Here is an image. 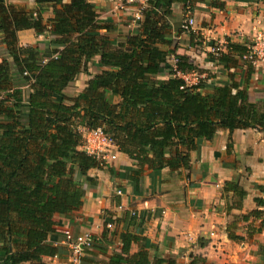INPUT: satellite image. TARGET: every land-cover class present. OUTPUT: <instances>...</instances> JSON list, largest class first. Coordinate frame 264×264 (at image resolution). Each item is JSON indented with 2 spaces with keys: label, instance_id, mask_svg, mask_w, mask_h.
Instances as JSON below:
<instances>
[{
  "label": "trees",
  "instance_id": "trees-1",
  "mask_svg": "<svg viewBox=\"0 0 264 264\" xmlns=\"http://www.w3.org/2000/svg\"><path fill=\"white\" fill-rule=\"evenodd\" d=\"M34 1L35 12L0 1V45L6 52L0 56V264H51L44 257L60 258L67 251L48 242L53 217L79 210L84 184L95 183L88 172L105 166L81 149V129H102L119 152L135 161V167L126 169L134 191L146 171L152 177L163 169L191 171V151L212 141L219 130L229 132L227 151L234 130L264 132V101L261 106L250 102L247 90L234 80L235 72L221 83L211 81V74L195 83L184 78L201 69L189 55L177 53L170 37L172 7L181 4L193 13L201 0H150L123 42L103 33L116 25L102 20L90 0ZM26 29L54 37L49 55L19 46L17 33ZM190 36L192 41L197 37ZM246 51V45L227 39L219 56L210 54L209 60L224 70L242 64L250 74L254 66L242 58ZM96 56L102 70L68 97L64 89ZM224 190L246 195L232 181H226ZM254 201L264 205L261 198ZM135 218L129 215L128 222ZM115 222L110 215L104 219V230L84 250L82 264H175L157 256L150 261L146 239L128 230L113 233L106 224ZM114 235L121 248L109 253ZM134 243L140 249L131 253ZM190 264L198 263L194 259Z\"/></svg>",
  "mask_w": 264,
  "mask_h": 264
},
{
  "label": "crops",
  "instance_id": "crops-1",
  "mask_svg": "<svg viewBox=\"0 0 264 264\" xmlns=\"http://www.w3.org/2000/svg\"><path fill=\"white\" fill-rule=\"evenodd\" d=\"M3 1L32 12L37 8L34 0ZM90 1L96 5L102 20H111L116 25L114 30L103 33L123 42L135 27L131 21H124L126 14L131 12L118 8L120 0ZM213 2L223 3L222 7ZM172 11L170 37L178 45L177 53L189 55L201 69L196 73L197 79L211 74V81L221 83L228 80L229 72H235L234 80L240 88L247 90L249 101L261 106L264 101V61L254 66L250 74L248 67L242 64L237 69L224 70L209 60V50L213 43L223 47L227 39L247 45L257 35L264 36V0L197 2L193 11L197 37L193 41L190 34L179 31L184 21L178 15L182 11L181 4L173 5ZM50 15L51 9L44 14L45 17ZM17 36L19 46L33 47L44 57L53 49L48 43L54 37L48 33L36 34L34 30L26 29L18 31ZM198 36L200 42L196 40ZM3 55L6 52L0 45V56ZM92 60L97 63L99 57ZM97 67L98 70L89 74L76 93H69L71 86L85 72L79 73L64 93L70 98L75 97L87 81L102 70ZM158 78L166 77L159 75ZM81 130L84 136L87 130ZM228 142L229 132L219 130L212 141L205 140L191 151V171L180 169L172 173L163 169L157 177L146 171L137 191H134L126 171L136 163L119 152L113 143L107 149L105 166L88 172L95 183L84 184L81 208L53 217L54 230L48 235V242L63 246L67 251L62 250L60 258L44 257V260L51 264H68L69 250L64 244V230L68 229L74 236L89 233L99 238L104 230V219L110 215L117 220L110 231L118 234L128 230L146 239L152 262L157 256L166 261L172 259L175 264H190L194 259L198 264H264V212L260 217L251 215L252 211L264 207L254 201L255 198L264 200V132L236 129L231 133L230 151L226 150ZM81 149L86 151L84 143ZM226 181L238 184L246 195L240 198L231 191L226 192ZM129 215L136 216L133 223L128 222ZM114 237L109 253L119 252L121 248L119 236ZM199 240L205 244H200ZM2 245L0 240V256ZM139 249L138 244L131 245V253Z\"/></svg>",
  "mask_w": 264,
  "mask_h": 264
},
{
  "label": "built area",
  "instance_id": "built-area-1",
  "mask_svg": "<svg viewBox=\"0 0 264 264\" xmlns=\"http://www.w3.org/2000/svg\"><path fill=\"white\" fill-rule=\"evenodd\" d=\"M150 0H120L118 8L125 12H131L132 23L135 26V22L141 18V11L148 5ZM195 21L194 18L188 16L181 23L180 27L183 32H195ZM247 51L243 55V59L249 62L252 66H256L260 61H264V36L257 35L253 41L246 45ZM220 45L212 46L209 52L214 56L218 57L220 53ZM172 62H175V59L172 58ZM188 74V75H193ZM184 75V78L188 81L187 76ZM199 78V77H198ZM190 82V81H188ZM191 83V82H190ZM195 83V82H194ZM2 96H0L1 98ZM86 133L83 136L84 146L87 153L95 155L96 158L100 159L105 163L107 149L113 142L108 138V136L102 131V129L97 128L93 130L86 129ZM264 212V207L261 208ZM134 214V213H133ZM106 227L110 229L112 227L111 223H107ZM64 244L69 250V260L68 264H82L81 258L84 256V250L90 248L92 245L93 237L89 233H84L82 235H72V233L65 229L64 232Z\"/></svg>",
  "mask_w": 264,
  "mask_h": 264
},
{
  "label": "rangeland",
  "instance_id": "rangeland-1",
  "mask_svg": "<svg viewBox=\"0 0 264 264\" xmlns=\"http://www.w3.org/2000/svg\"><path fill=\"white\" fill-rule=\"evenodd\" d=\"M127 15V19L126 18H124V21L125 22H129V21H131L132 22V16H131V14H126ZM179 16H180V20L182 19V20H184L186 17H188V16H191V17H194L193 15V13H190L189 11H181V14L179 13L178 14ZM129 18V19H128ZM181 20V21H182ZM185 33H187V34H194L195 35V33H193V32H191V31H189V32H185ZM197 41H199L200 42V39H199V36H198V39H196ZM178 46V45H177ZM201 50V49H200ZM96 70H98V67H97V64H96V62L94 61V60H92L89 64H88V66H87V70H86V72L85 73H83L82 74V76H81V78L80 79H78L77 81H75L74 83H73V85L71 86L72 88H71V91L69 92V93H72V94H74V93H76L77 91H78V88H80L82 85H83V83H84V81H85V79H87V77L89 76V74H92L93 72H95ZM197 76H198V74H193V75H188L187 76V79H188V81H190L191 83H194V82H197Z\"/></svg>",
  "mask_w": 264,
  "mask_h": 264
},
{
  "label": "water",
  "instance_id": "water-1",
  "mask_svg": "<svg viewBox=\"0 0 264 264\" xmlns=\"http://www.w3.org/2000/svg\"><path fill=\"white\" fill-rule=\"evenodd\" d=\"M1 1V0H0Z\"/></svg>",
  "mask_w": 264,
  "mask_h": 264
}]
</instances>
